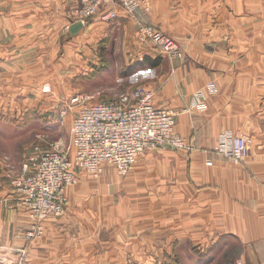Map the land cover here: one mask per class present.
I'll return each instance as SVG.
<instances>
[{
	"label": "crops",
	"instance_id": "0c3cea01",
	"mask_svg": "<svg viewBox=\"0 0 264 264\" xmlns=\"http://www.w3.org/2000/svg\"><path fill=\"white\" fill-rule=\"evenodd\" d=\"M229 1L232 6L221 11L227 22L211 33L197 16L206 9L201 0H193L191 9L184 0H149V13L137 12L142 23L178 43L183 52L179 60L139 42L135 21L120 9L116 20L89 19L75 36L68 29L77 22L72 14L80 0H14L8 14L0 11V43L10 46L0 54L5 61L33 58L36 51L34 56L47 62L55 47L72 44L88 46V53L95 54L90 57L95 69L144 61V67L158 71L151 80L154 106L177 111L174 131L192 147L146 151L131 166L121 192L128 197L141 192L138 198H127L126 204L137 208L131 222L114 216L98 222L92 214L94 219L89 216L86 222L73 213L85 193H95L108 181L118 183L105 167L97 184L84 183L78 171V185L66 190L64 215L44 221L41 239L31 242L26 239L29 213L11 185L25 158L18 164L0 156V264H112L98 255L130 252L142 255L143 264H179V255H185L183 264H216L221 256V264L229 259L264 264V54L256 49L249 28L241 27L239 1ZM113 44L119 46L118 54H111ZM101 49L106 53L103 60ZM210 81L216 84V95L207 98L205 109H191L192 95ZM224 132L247 135L253 142L240 164L212 152ZM117 230L122 240L135 237V245H109ZM230 246L236 251L224 256Z\"/></svg>",
	"mask_w": 264,
	"mask_h": 264
},
{
	"label": "rangeland",
	"instance_id": "374dc122",
	"mask_svg": "<svg viewBox=\"0 0 264 264\" xmlns=\"http://www.w3.org/2000/svg\"><path fill=\"white\" fill-rule=\"evenodd\" d=\"M184 1L190 6V9L194 6L193 0ZM238 1L240 6L239 14L242 19L241 27L249 28L246 31H249L255 39L254 44L256 45V49L259 53L264 54V0ZM201 2L206 9L201 15L197 16H201L200 22L208 27L209 33L218 24L227 22L223 20L221 11L223 8L226 10L229 9V5L232 6V1L201 0ZM12 4H14V0H0V11L8 14ZM78 9L79 7L72 14V19L74 20L78 17ZM229 12L234 17L238 15L237 13H232V11ZM182 16L183 21H185V15ZM230 30L231 27L228 28L229 34L225 32L226 37L230 36ZM60 41L61 38L59 37L56 41L57 46ZM3 44L4 42L0 43V54L9 52L7 49H10L9 42L7 45L3 46ZM51 48L52 45H50ZM153 48L157 49L154 46ZM211 48L214 47L211 46ZM88 50V46L83 47L73 44L72 46H67L65 49L55 47L53 49V56L48 57L47 62L39 61V58L34 56L36 51H33V58L24 55L5 61L0 56L1 157H9L19 164L36 146H39L42 150L55 147H59V150H66L75 111L68 110L63 123L59 124L60 111L67 104L76 101L81 96L87 98V104H93L96 102L112 101L122 93L130 92L137 86H144L153 91V81L151 80L158 71L144 67V61H136V63L133 62L134 64L131 61L126 62L127 64L125 62H118L116 68L113 70L111 68L104 69L102 66L95 69V60L90 59L91 56L95 57V54L90 55ZM118 51L119 46L113 44L112 53L110 51L108 52L118 54ZM98 52L99 57L103 60L106 53L102 49ZM111 54L108 55L111 56ZM61 56L65 57L63 61ZM137 63H142V66L136 65ZM135 72L139 74L136 75ZM246 137L248 136L246 135ZM252 145L253 142L251 147ZM104 167L113 173L116 179L115 181L118 183L113 185L112 182L108 181L102 185L99 184L98 191L95 190V193H85L81 201L74 205L73 208L75 209L73 213L80 215L86 222L89 221V216H91L89 214L97 215L95 220L103 223L106 217L110 220L112 216L121 220L124 219L125 221L136 219V206H129L126 203L128 201L127 198H138L141 196V192L139 191L136 195L128 197L125 191V195H123L121 192L126 187L123 180L128 174L121 177L116 174L113 167L104 165L103 169ZM79 173H83L82 176L84 175L83 177H85L83 180L84 183L97 184V182H100L104 172L102 170V173L97 177L90 176L84 172ZM95 203L96 206H94ZM67 207L68 203L65 210H67ZM91 218L94 219L93 216ZM85 231L88 233L89 230ZM78 235L80 239H83L80 229ZM121 235L122 232L119 230L112 231L109 245L115 246V243L120 246L128 245L131 247L135 245V237L122 240ZM40 239L41 237L36 239V241ZM98 241L101 240L98 238ZM236 249L234 246L228 247V255L226 254L224 256H232L231 252L236 251ZM18 256L19 260L24 261L23 253L19 252ZM98 256L104 260L112 261V264H143L142 255L134 252L122 256L118 253H111L104 256L99 254ZM162 256L166 259L171 257V255ZM178 257L182 260L179 264H183L185 262V255H179ZM237 260L241 259H234L232 262L229 259L226 264H234ZM216 262V264H221L225 261H223L221 256ZM146 264H152V262H147Z\"/></svg>",
	"mask_w": 264,
	"mask_h": 264
},
{
	"label": "built area",
	"instance_id": "2783aa9c",
	"mask_svg": "<svg viewBox=\"0 0 264 264\" xmlns=\"http://www.w3.org/2000/svg\"><path fill=\"white\" fill-rule=\"evenodd\" d=\"M117 9L135 21L139 42L151 43L170 60L182 59L176 41L137 18V12H149L147 0H80L77 22L85 26L95 17L111 22L118 17ZM216 93V84L207 83L192 95L190 108L205 109L207 98ZM153 96L152 90L137 86L107 102L87 104V98L81 96L60 111L59 124L68 110L75 111L66 150L36 146L11 181L31 219L27 241L42 237L44 221L64 215L66 190L77 183L78 171L97 177L103 166L109 165L124 177L144 152L159 149L162 144L192 149L174 131L177 111L155 107ZM251 144L249 137L224 132L212 152L240 164L249 156ZM206 165L211 166V161ZM234 264L248 263L237 260Z\"/></svg>",
	"mask_w": 264,
	"mask_h": 264
},
{
	"label": "water",
	"instance_id": "95a60500",
	"mask_svg": "<svg viewBox=\"0 0 264 264\" xmlns=\"http://www.w3.org/2000/svg\"><path fill=\"white\" fill-rule=\"evenodd\" d=\"M83 25L80 22L72 23L68 29L70 36H75L80 29H82ZM161 148H169V149H176L174 146L169 144H162Z\"/></svg>",
	"mask_w": 264,
	"mask_h": 264
},
{
	"label": "trees",
	"instance_id": "16d2710c",
	"mask_svg": "<svg viewBox=\"0 0 264 264\" xmlns=\"http://www.w3.org/2000/svg\"><path fill=\"white\" fill-rule=\"evenodd\" d=\"M142 64V63H141Z\"/></svg>",
	"mask_w": 264,
	"mask_h": 264
}]
</instances>
